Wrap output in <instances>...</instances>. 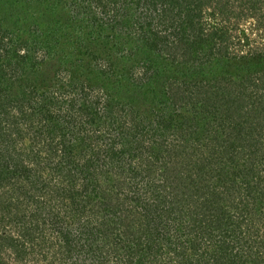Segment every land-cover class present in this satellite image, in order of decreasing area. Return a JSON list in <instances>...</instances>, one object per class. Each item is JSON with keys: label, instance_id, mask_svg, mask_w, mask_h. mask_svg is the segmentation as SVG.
Returning <instances> with one entry per match:
<instances>
[{"label": "trees", "instance_id": "16d2710c", "mask_svg": "<svg viewBox=\"0 0 264 264\" xmlns=\"http://www.w3.org/2000/svg\"><path fill=\"white\" fill-rule=\"evenodd\" d=\"M236 1L0 0V110L5 101L16 103L22 118L16 122L7 107L0 115V186L5 184L10 195L5 201L0 192V212L6 221L19 223L23 236L31 232L23 216L35 219L37 231L39 225L41 231L57 229L63 257L73 264L89 258L94 264L90 253L72 252L83 246L99 249L93 241L107 237L109 226L83 220L82 209L68 211L64 201L66 189L75 190L69 195L72 203L92 192L112 213L109 222L123 227L115 231L121 246L134 243L136 264H146L149 256L152 264L264 260V250L251 247V242L263 245L255 223L264 221V79L255 74L264 70V49L248 47L228 57L231 38L222 23L231 6L238 16L244 8L255 16L254 11L264 13V3ZM205 8L217 23L205 24ZM255 20L257 28L264 26V14ZM221 49L227 58L216 68L227 74L219 78L211 57L222 61L212 56ZM61 76L64 81L57 80ZM52 87L61 91L58 99L64 93L77 98L69 100L64 113L47 104L53 101L47 94ZM38 90L42 102L35 98ZM23 101L31 104L23 109ZM62 103L57 100V106ZM7 118L11 126L5 128ZM82 122L85 130L77 128ZM153 124L160 128L154 132L161 144L142 148L136 136L143 131L144 137ZM40 130L47 136L59 133L64 147L55 149L46 137L39 149L26 144L28 137H40ZM192 135L204 140L205 148L188 152L180 140ZM169 137L182 147L176 150ZM86 147L96 153L88 154ZM164 150L174 151V160L163 159ZM127 152L140 155L136 164L127 166ZM63 157L69 158L66 173L59 168ZM113 187L115 196L108 193ZM55 190L60 191L57 200L47 203L45 196ZM58 196L64 217L74 214L73 225L54 210ZM80 235L90 242L76 245ZM19 242L0 232V251L24 252Z\"/></svg>", "mask_w": 264, "mask_h": 264}, {"label": "rangeland", "instance_id": "374dc122", "mask_svg": "<svg viewBox=\"0 0 264 264\" xmlns=\"http://www.w3.org/2000/svg\"><path fill=\"white\" fill-rule=\"evenodd\" d=\"M214 1H216V0H212V2H214ZM236 2H239V5H240L242 0H237ZM261 2L263 4L264 0ZM257 4L259 5V2H257ZM261 8L264 11V7H261ZM229 10L226 14H224L222 16L223 17L222 23L226 27L228 34H229V37L231 38L230 39L231 43L229 44V46L227 48L228 57L231 58V57L240 55V54L246 52L248 47L257 48L260 50L264 49V26L257 28V24H256L257 21L255 20V19L259 20L263 16L264 13H262L261 11L260 12L254 11L255 16H251L250 13L246 12L247 10L244 8L245 11H243L242 15L238 16V15H236V13H235L236 11H234L232 6L229 8ZM208 12H209V10L207 8H205L204 13H206V14H205V17L203 20L205 22V24L217 23L219 21V18L216 17L215 15L214 16L211 15ZM247 41H249V42H247ZM213 51H214V53L212 54V56H221L220 59L222 61H216L215 60L216 57H211V60L213 61L212 64H215L214 69L217 72L218 77L220 78V77H223V75L226 73V71H225V68H224V70L220 69L219 71H218V69L224 66L223 57H225V58H227V57L225 56V54H223L224 49H221L222 54H220L219 50H213ZM257 52L258 51H256V49H252L251 53H257ZM216 65H219L221 67L216 68ZM262 71L264 72V70L256 71L257 73L255 75H257L256 76L257 80L264 79V74H262ZM59 78L58 79L56 78V79L58 81H60L61 79L64 81V77L61 76ZM66 79H67V77H66ZM212 80L213 79H210V82ZM262 82L264 85V80ZM40 84H42V83H40ZM49 87H46L45 89H50ZM52 89L54 90V92L53 93H47V94L49 96H51V99L53 101L47 102V104L49 103V106L52 109L54 107L60 108L59 114L65 112V109L69 103V100L73 99V101H74L75 99H77L74 94L72 95V94H65L64 93V95L62 97L59 96L64 101V103H62V100L58 99V92H61V91H59V90L57 91L53 87H52ZM181 92H182V90L180 88L179 94H181ZM34 93L39 94L38 96L35 95V98L37 100H39L38 102H42V99H41L42 96L40 95V90H38L37 92H34ZM77 96H79V95H77ZM57 100L61 101L62 106H60V107L57 106L58 105ZM23 102H25V101H23ZM22 104H23L22 105L23 109H25L26 105H30L31 103L25 102ZM55 104H56V106H55ZM6 107H7V109L8 108L10 109L9 112H10L11 116L14 117L16 122H19L22 120V118L19 117L20 109L18 108V105L16 103L11 104V103L5 101L4 107L0 110V115H2V114H3V116L5 115L4 111L6 110ZM37 107H39L38 104H37ZM56 108H54V111H56ZM204 114H207V112L204 111ZM121 115L126 117L125 111H122ZM211 116H214V115L211 113ZM33 117L35 119V122H37L39 117H40L39 112L37 111V115L36 116L34 115ZM112 118H114V116H112ZM7 120H8V123H7L6 119H4L2 121V125L5 126V128H8V126L10 125V121L8 118H7ZM129 120H130V112H129ZM28 123L29 122H27V121L24 122L25 128L28 126ZM84 123L85 122L78 124L77 126H79V127H77V128H81V129L85 130L86 126L84 125ZM216 123H217V121L214 122L212 124V126L216 127ZM17 126L19 128L21 126V124L17 125ZM89 126L92 128L91 125H89ZM160 126L163 127V125H161V124H160ZM155 128H157L158 130L160 129L157 126V124H153L150 127V129L148 128L144 137H142L143 131H139V134L136 136V138L138 140V143L142 144V146H143L142 148L148 147V149L152 150L154 148H157V144L158 145L161 144V141L159 140V136L154 132ZM40 132H41V135H40L41 142H39L40 137H35L34 140H29L30 138L28 137V139L25 140L26 144L27 143H34L36 145L35 148L39 149L38 146H40V145H38V144H42V142L44 141V138L46 137L47 143L50 146H53L55 149H57V148L61 149L64 147V144L59 142L60 134L57 133L56 131H53L48 136H47V133L45 134L41 130H40ZM116 133L117 132L114 131L113 136H115ZM194 135H196V133ZM169 138H171V140H173L172 145H174V148H176V150L178 148L182 147L181 142L184 144V146L186 147L188 152H191V151L193 152L194 148L203 149L206 146V144H204V142H205L204 140L202 141L201 138H196L193 135L189 139H185V138L181 139L180 140L181 142L180 141L178 142L176 140V137L175 138L169 137ZM114 140L117 141L116 138ZM46 141L44 143H46ZM106 141H103L101 144L102 145L105 144ZM23 144H25V143H23ZM91 144H92V146L97 145L95 143H91ZM115 144H116L115 147L118 148L119 143L115 142ZM102 149H103V147H102ZM59 151L62 153L61 150H59ZM51 152L53 153L54 151L52 150ZM85 152H88V154L89 153L92 154L93 152L96 153L95 149L92 150L89 147L88 148L86 147ZM131 152H127L126 154H124V157L126 158L124 161L127 164V166H128V164H132V165L136 164L135 161L140 159L139 154L136 156V154L134 155V152L133 153H131ZM40 154H41V152H40ZM44 154H45V149L42 151L41 155H44ZM184 155H186V153ZM63 158L64 159H61L59 161V168H62L61 171L66 173L67 169L69 168V165H70L66 159H69V158H67V157H63ZM173 158H174V151H168L167 152L166 150H164L163 159L172 160ZM240 160L241 159H239V161ZM262 160H264V159H262ZM72 161H73V158H72ZM150 162H151V159H150ZM240 162H242V160ZM121 163L122 162H118V164H121ZM113 164H114V169L116 168L115 170L119 171V173H121V176L126 175L124 172L120 171V169L116 166L115 163H113ZM157 164L158 163L152 164V166H154V165L156 166ZM52 165H54V163ZM111 170H113V169H111ZM111 170L108 173H110L111 176H113L115 178L116 177L119 178L118 172L116 173L114 171L112 173ZM188 172H190V171L188 170ZM129 173L131 174V172H129ZM55 174H57V173H55ZM159 176L160 175H158V176L153 175V177L157 181L160 180V179H158ZM46 177L49 179V177H50L49 174L46 173ZM63 184H66V181L63 182ZM156 185H158V184H156ZM65 186H67V185H65ZM7 189H8V187L5 184H1L0 192L1 191L3 192V198L5 201L10 196V195L7 196L9 194ZM65 191H66V195H65L66 199H64V201H65L66 205L68 206V211L69 210H79L81 208L83 220H84V218H88L96 226H99V223H100V225L109 226L107 237H105V238L103 237L102 239L93 241L94 244L98 245L99 249L87 251L86 249H84L85 247L83 246L82 248L73 250L72 255L84 256V255L90 253L91 256L93 255V257L95 259L94 264H136L137 258H136V253H134V243L130 244V247H128V246L122 247L121 246V242L118 240L115 231L117 233L118 232L121 233L123 230V227L118 225L115 222H109V221L114 220V218L112 216V213L105 212V211H107L104 209V206L106 204H104V202L99 203L97 200L98 199L97 195H93L92 192H89L88 195L84 197V199L80 200L82 203L79 201H78V203H74V202L72 203L70 201L69 195L71 194V196H72V194H75V190L73 191V193H72V189H66ZM78 191H80V190H78ZM55 192H57V193H55ZM55 192L51 191V193H48L47 195H49V194L56 195V197H49L48 198L47 195L45 196L44 199L47 203H48V201H51V203H52L54 201V198L57 200V194H60V191L58 192L57 190H55ZM108 193L112 196H115V194H116L115 193V187H113L111 189V191H108ZM120 196L123 197L124 194L122 193ZM58 200H59V202L57 201V206L54 207V210L59 209V211H60L59 218H63L64 217L63 213L66 210H65V207H62L59 204L60 200H61L60 196H58ZM83 201L88 202V204H83ZM102 204H104V205H102ZM27 212H28V210H27ZM73 215L64 217L66 223H69L70 225L74 224ZM22 218H24L23 224L25 223L29 227V229L31 230V232L28 231V234H26L24 236L19 231V226H20L19 223L16 224V221H6L7 219L0 212V232H7V233H10L11 235L13 234L14 236H16L18 238V240H20L19 244H22L21 245L22 249H24V252L21 251L19 253V252H16L14 250V248H9V247L2 248L0 251V264H61L63 262H67L68 264H73L72 260H71L72 258L70 257V259H69L67 256L63 257V255H62L63 251L59 250V248H58V245L61 244V239L59 238V236L56 233L57 229H55V231H54V229L51 230V229L46 228V230L41 231L40 225H39L38 226L39 230L37 231L36 225H34L36 223L35 219H31V217H29V216H23ZM255 224L259 227L258 228V234H259V238H260L259 240H263V245H264V221H257ZM38 232H42V233L38 234ZM34 234H35V237L32 239V240H34V242H32V240H30L29 237L34 236ZM123 237H124V235H123ZM90 240L91 239L89 237H85L83 235H80L79 241H76L75 243H76V245H79V244L87 245V243H89ZM263 245L261 247L260 246L258 247L256 244L251 242V247L257 248V249L260 248V251L264 250ZM44 246H46V247H44ZM115 248H116V250H115ZM257 249H253V250H257ZM262 252H264V251H262ZM163 257H165L167 259V257H171V255H170V253H164ZM151 259H152V257L150 258V256H149V260H145L146 264H152ZM88 260H89V258H87V260L85 261L84 264H88ZM263 261L264 260H261V257H260L258 264H263ZM171 262L174 263L175 261L173 259H171Z\"/></svg>", "mask_w": 264, "mask_h": 264}]
</instances>
